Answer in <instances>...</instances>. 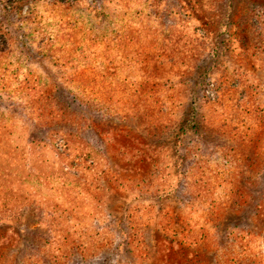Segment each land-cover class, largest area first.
I'll use <instances>...</instances> for the list:
<instances>
[{"label":"rangeland","instance_id":"rangeland-1","mask_svg":"<svg viewBox=\"0 0 264 264\" xmlns=\"http://www.w3.org/2000/svg\"><path fill=\"white\" fill-rule=\"evenodd\" d=\"M0 264H264V0H0Z\"/></svg>","mask_w":264,"mask_h":264},{"label":"trees","instance_id":"trees-1","mask_svg":"<svg viewBox=\"0 0 264 264\" xmlns=\"http://www.w3.org/2000/svg\"><path fill=\"white\" fill-rule=\"evenodd\" d=\"M103 80H105V78H104V79H101V80L99 81V79H97V78L94 77V78H92L91 80H86V79H85V83H86V85H87V83L90 84V85H92V88L94 87V91H95V86H96L97 84H99V83H102ZM87 81H88V82H87ZM86 104H90V101H87ZM73 113H74V112H73ZM67 114L70 115V116L72 115L71 118L74 119V117H75V116H73L74 114H72L71 112H68V111H67ZM80 119H81V117L79 118V116H78V118H77L76 121H79ZM84 119H88V118H84ZM52 130H53V129H52Z\"/></svg>","mask_w":264,"mask_h":264}]
</instances>
